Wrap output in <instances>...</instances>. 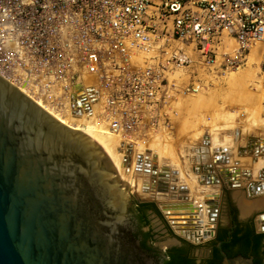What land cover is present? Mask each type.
<instances>
[{
	"label": "built area",
	"instance_id": "obj_1",
	"mask_svg": "<svg viewBox=\"0 0 264 264\" xmlns=\"http://www.w3.org/2000/svg\"><path fill=\"white\" fill-rule=\"evenodd\" d=\"M255 49L264 75V0H0V77L74 125L92 119L123 173L152 186L171 184L148 146L178 97Z\"/></svg>",
	"mask_w": 264,
	"mask_h": 264
},
{
	"label": "water",
	"instance_id": "obj_2",
	"mask_svg": "<svg viewBox=\"0 0 264 264\" xmlns=\"http://www.w3.org/2000/svg\"><path fill=\"white\" fill-rule=\"evenodd\" d=\"M263 189L253 182L248 196ZM208 205L216 218L219 205ZM0 264H157L134 235L130 204L101 150L2 77ZM221 264L253 260L223 253Z\"/></svg>",
	"mask_w": 264,
	"mask_h": 264
},
{
	"label": "bare ground",
	"instance_id": "obj_3",
	"mask_svg": "<svg viewBox=\"0 0 264 264\" xmlns=\"http://www.w3.org/2000/svg\"><path fill=\"white\" fill-rule=\"evenodd\" d=\"M255 52L256 50L252 51V56L256 55ZM40 107L62 125L71 130H77L83 133L96 144L102 154L108 159L111 167L115 169H113L115 175H120L121 179L126 181L128 185L127 187V185L119 181L122 194L124 195L123 199H125L127 190L133 185L132 188L136 190V193L142 195V197H139L137 194L139 199L151 201L158 205L176 234L184 235L195 243H201L213 236L217 225V216L216 218L210 217L211 208L208 203L216 202L219 205L221 194L224 189L235 190V199L244 217H246L250 211L252 213V209L254 210V208H264V189L259 191L257 195H252L250 197L247 191L248 186L253 182H259L261 185H264V178L260 177V173H264V138H251L246 144V148L240 150L241 155L239 156L240 158H238L236 155L238 153L235 154L237 150L233 153L234 156L231 154V151H234V148L238 145L235 143V135L232 138L225 136L221 139L222 137L210 136L208 133H205L210 137V145L208 147H202L201 142H199L194 145V147L179 152L180 160H183V166H185L184 169L178 168V163L174 165V162L170 165L166 162L162 163L161 160L163 158L166 160L167 156H172V152H166L163 148L154 145L153 143L158 141V139L154 140L149 143L148 147L153 150V158H155V161L161 166L169 169V172H165L166 176L164 175V177H168L169 179L167 180L171 181V184H169L168 187L157 186V184L152 186L148 184V178L144 174L129 173V175H125L123 173L117 153L118 141L107 131H104L103 127L96 126L92 119L88 121L75 120L79 124L74 125L71 120L51 112L42 105ZM257 108L258 111L263 110V106L260 102ZM256 120L259 121L258 119ZM257 121L255 122L259 123ZM82 123L84 126L80 125ZM75 126H77V128H75ZM166 137L167 135H165L163 139ZM226 139L227 141H225ZM135 149L140 152L145 148L142 143H137ZM220 150H224L225 154H227L225 157L228 158L226 159L228 163L238 158L243 159L241 164L243 166L245 164L248 167L245 166L244 169L241 170V168L236 166L226 171H216V169L220 167L218 163H221L222 158H224L222 157L224 153L220 152ZM236 161V164L240 163L238 160ZM175 166L177 168H174ZM207 166L210 167L209 171L206 169ZM121 174L124 175L122 176ZM211 177L217 180L212 179L209 181ZM118 180H120V177ZM243 188L246 191V198L252 199L256 196H258V198L250 201L244 200L245 197L243 194L242 196L244 199L239 195L241 194L239 191ZM258 219V228L261 230L263 224L260 221V216Z\"/></svg>",
	"mask_w": 264,
	"mask_h": 264
},
{
	"label": "rangeland",
	"instance_id": "obj_4",
	"mask_svg": "<svg viewBox=\"0 0 264 264\" xmlns=\"http://www.w3.org/2000/svg\"><path fill=\"white\" fill-rule=\"evenodd\" d=\"M236 48L235 45L231 47L229 51L230 57H235ZM256 52V55L252 56L251 54V57L240 65V67L229 69L227 73H218L214 70L212 76L206 77V81L204 80L201 89L197 93L178 97L170 111V134L165 139H158V141L153 143L163 148L166 152H172V156H167L166 160L164 158L161 160L162 163L166 162L168 165L172 164V162H174L173 165L178 163V168L184 169L185 166H183V160H180L179 152L184 149L192 148L194 145L198 144L204 133H208L210 136L222 137L221 139L225 136L232 138L235 135V143H239L241 146H246L250 138H264V121H262L264 120V75L260 69L261 61L259 60V54ZM259 102L263 106L262 111H258L257 107ZM254 119L259 123H256ZM75 128H77V126H75ZM225 141H227V139ZM238 158H235L233 163L236 164V160H238L240 163L236 165L243 170L246 165L244 164L243 166L241 164L243 159ZM174 168L177 167L175 166ZM121 175L123 176L124 174ZM117 176L118 179L120 177L119 181H121V183L127 185L126 181H123L120 175L117 174ZM132 186L125 193L124 200L127 204H131L132 202L140 203L139 197H142V195L136 193V190L133 189ZM234 192L235 190L223 191L220 222L224 220L223 207L228 199H232L239 208ZM239 192L241 193L239 195H241V197L244 196L245 199L244 197L243 199L247 201L258 198V196H256L252 199L247 197V199L244 188ZM145 203L155 204L151 201H146ZM155 205L159 212L162 213V217L151 215V222L156 233L160 232L156 237L155 245L163 250L172 242L171 239L163 235L167 233L166 229L171 232L174 238L182 236L175 233V230L172 228L161 209L157 204ZM238 214L242 220H251L256 231H260L258 228V218L260 215H264V208H254V210L252 209V213L250 211L246 217L241 214L239 208ZM208 243L209 242L205 240L199 244H195L199 249L204 251Z\"/></svg>",
	"mask_w": 264,
	"mask_h": 264
},
{
	"label": "flooded vegetation",
	"instance_id": "obj_5",
	"mask_svg": "<svg viewBox=\"0 0 264 264\" xmlns=\"http://www.w3.org/2000/svg\"><path fill=\"white\" fill-rule=\"evenodd\" d=\"M141 204L142 203L136 202L130 204V215L134 228V235L140 242L142 249L146 251L157 264H167L172 256L178 261H188L192 264H221L223 261V253L228 257H230L229 254H235V256L241 255L239 254L241 244L233 243V236L235 234L240 238L253 231L254 235L258 234L251 220L240 219L238 214L239 208L232 199L226 201L225 206L223 207L224 220L220 222L222 211L220 199L217 225L213 236L209 237L210 239H207L209 243L204 251L199 249L194 242L186 238H174L168 229H166L167 233L163 235L167 236L168 239H171L172 242L162 250L155 245L156 237L160 232L156 233L151 222V215L162 217V213L153 208H143L140 206ZM258 249V256L261 258L264 254V238L261 240ZM254 252L253 244H249L247 247L246 258H251L253 264H255L256 258Z\"/></svg>",
	"mask_w": 264,
	"mask_h": 264
},
{
	"label": "trees",
	"instance_id": "obj_6",
	"mask_svg": "<svg viewBox=\"0 0 264 264\" xmlns=\"http://www.w3.org/2000/svg\"><path fill=\"white\" fill-rule=\"evenodd\" d=\"M143 208L149 207V208H153L155 210H158V208L156 207L155 204L153 203H143L140 205ZM264 238V233H258L256 235H254V231L252 233H248L246 234L244 237L240 238L237 236V234H235L233 236V243H240L241 244V250L239 251V254L247 257V247L249 244H253L254 247V255H255V264H262V261L264 259V254L263 256L260 258L258 255V248L260 247V242L261 240ZM230 257L235 256V254H229ZM167 264H192L191 262L188 261H178L174 256H172L170 258V260L167 262Z\"/></svg>",
	"mask_w": 264,
	"mask_h": 264
},
{
	"label": "crops",
	"instance_id": "obj_7",
	"mask_svg": "<svg viewBox=\"0 0 264 264\" xmlns=\"http://www.w3.org/2000/svg\"><path fill=\"white\" fill-rule=\"evenodd\" d=\"M250 139H251V138H250ZM237 144H238V145H237L238 147L236 146V147L234 148V151H233V150L231 151V152H232L231 154H232V156H234L233 153L237 150V152H235V154L238 153V154H236V155L239 157V156L241 155L240 150H241L242 148H243V149L246 148V146H244V147L242 146V147H241V146L239 145V143H237ZM257 146H258V145H257ZM259 146H260V145H259ZM260 147H261V146H260ZM220 152H223V153H224V156H222V157H224V158H222L221 163H218V166H220V167L217 168L216 171H219V170H225V171H226V170H229L230 168H234V167L237 166L236 164H234V163L231 162V161H229V163L227 162L226 159H228V158L225 157V156H227V154H225L224 150H220ZM236 155H235V157H236ZM239 158H240V157H239ZM223 160H224V162H223ZM222 162H223V163H222ZM230 162H231V164H230ZM225 163H226V164H225ZM227 164H228V165H227ZM232 164H233L234 166H233ZM222 165H226V166H222ZM218 166H216V167H218ZM228 166H229V167H228ZM230 166H232V167H230ZM224 167H225L226 169H225ZM227 167H228V168H227ZM221 168H223V169H221Z\"/></svg>",
	"mask_w": 264,
	"mask_h": 264
}]
</instances>
